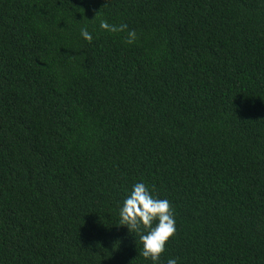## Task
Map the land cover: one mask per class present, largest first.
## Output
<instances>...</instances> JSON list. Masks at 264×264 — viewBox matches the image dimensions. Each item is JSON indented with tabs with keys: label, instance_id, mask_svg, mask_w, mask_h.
Masks as SVG:
<instances>
[{
	"label": "trees",
	"instance_id": "16d2710c",
	"mask_svg": "<svg viewBox=\"0 0 264 264\" xmlns=\"http://www.w3.org/2000/svg\"><path fill=\"white\" fill-rule=\"evenodd\" d=\"M141 181L161 264H264V0H0V264H151Z\"/></svg>",
	"mask_w": 264,
	"mask_h": 264
},
{
	"label": "clouds",
	"instance_id": "9594fccd",
	"mask_svg": "<svg viewBox=\"0 0 264 264\" xmlns=\"http://www.w3.org/2000/svg\"><path fill=\"white\" fill-rule=\"evenodd\" d=\"M97 18V13L93 19ZM98 27L101 31L112 33L126 32L125 44H134L138 37L134 29L125 23L111 24L99 18ZM80 37L88 42L93 34L83 26ZM119 225H125L130 232L136 233L142 248L139 255L151 264H161V254L169 239L175 235L176 220L174 211L167 199H160L144 182L132 184L119 207ZM166 264H177L176 258H169Z\"/></svg>",
	"mask_w": 264,
	"mask_h": 264
}]
</instances>
